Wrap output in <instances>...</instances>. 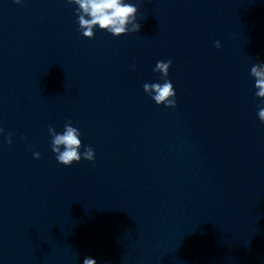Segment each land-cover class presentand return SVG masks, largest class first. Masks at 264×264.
I'll list each match as a JSON object with an SVG mask.
<instances>
[{
  "label": "clouds",
  "instance_id": "9594fccd",
  "mask_svg": "<svg viewBox=\"0 0 264 264\" xmlns=\"http://www.w3.org/2000/svg\"><path fill=\"white\" fill-rule=\"evenodd\" d=\"M21 3V0H14ZM69 3L77 5L76 13L78 24L82 35L86 38L95 36L93 28L99 26L101 30H106L113 36L119 37L129 32L140 30V24L136 20L137 7L126 0H68ZM128 25H131L129 28ZM216 47H220L216 41ZM172 61H158L154 71L162 74L163 83H145L143 90L149 94L157 105L166 107L176 106V92L173 84L167 79ZM251 76L255 77V88L258 89L255 95L264 100V63L255 64L250 69ZM259 120L264 123V107L258 111ZM49 134L52 136L51 146L56 154L58 163L64 166H71L74 162H79L81 158L94 161L95 153L92 147L84 148L81 153L82 141L80 131L68 122L64 126L62 133H57L53 127H49ZM0 133L3 129L0 128ZM8 143H11V134L8 136ZM35 158H40V153H34ZM83 264H97V261L90 257H85Z\"/></svg>",
  "mask_w": 264,
  "mask_h": 264
}]
</instances>
